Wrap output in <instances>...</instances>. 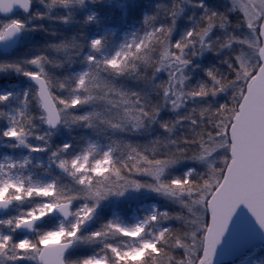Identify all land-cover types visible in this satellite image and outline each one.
Returning <instances> with one entry per match:
<instances>
[{
	"label": "snow or ice",
	"instance_id": "1",
	"mask_svg": "<svg viewBox=\"0 0 264 264\" xmlns=\"http://www.w3.org/2000/svg\"><path fill=\"white\" fill-rule=\"evenodd\" d=\"M40 2L31 18L65 26L83 5ZM184 2L199 15L177 36ZM32 4L0 0V45L43 28L11 15ZM142 25L111 49L107 33H78L0 62L27 81L0 91V106L17 105L0 111V139L42 153L58 126L96 137L55 147L49 180L13 174L27 156L0 161V264H214L241 205L264 231V0H171ZM34 120L50 130L35 136L43 145L26 142Z\"/></svg>",
	"mask_w": 264,
	"mask_h": 264
},
{
	"label": "trees",
	"instance_id": "2",
	"mask_svg": "<svg viewBox=\"0 0 264 264\" xmlns=\"http://www.w3.org/2000/svg\"><path fill=\"white\" fill-rule=\"evenodd\" d=\"M153 1L158 0H150V1H143L140 2L139 5L133 6V8L126 9L125 4L126 1L123 0H106V3L96 5V9L99 11L100 15L103 18H107L108 16H117L119 17V14L124 17V21L127 25H135L140 26L142 25V15L140 10L142 8H146V4H149L152 6ZM171 1V0H170ZM124 2V3H123ZM211 7L220 8L221 5L226 4V0H217L214 1H207L206 2ZM185 8V6H183ZM43 6L36 3V0H33L32 4V10L28 16H25L24 14H14L13 17H18L26 22V24L31 27L32 25H42L43 28L37 31H25L21 33L20 41L16 48H14L12 51L2 54L0 53V62L3 61H9V60H23L25 58L30 57L31 55L37 53L38 51H45L46 46L49 43H55L58 42L61 39H68L71 38L73 35H77L78 33H83L84 36H89V31L92 26L84 27L81 22V15L82 10L81 9H74V22L69 25H61L55 20H49V19H35L31 18L33 12H42ZM63 10H53L50 15H56L57 12H62ZM199 15V11H195L192 6L190 5L189 8L185 9V12L182 14L179 21H185L186 25L190 24L191 22L187 20L188 16H193V19L196 18V16ZM179 23V22H178ZM181 26L179 24V27L177 28L176 35H179ZM55 32L56 35L53 36L52 33ZM79 39V35L77 36ZM45 54L52 55L50 50L46 51ZM200 62L203 64H211L216 63V58L211 53H206L202 58H200ZM3 83V84H2ZM0 84L6 85V84H17L18 86L24 87L26 85V82L24 78L19 76L18 74L7 71V72H0ZM33 112H35V109H33ZM3 121V118H0V122ZM33 122H37V120H34ZM33 129V128H32ZM53 133V132H52ZM104 133H101L99 139L102 143L106 142L103 137ZM91 137L96 138L92 136V132L89 129H85L82 127H71V128H64L63 132L60 136L62 142H70L73 145V149H77L80 145L83 144L84 138ZM136 139H143V137H133ZM61 142H53L51 144L52 150L55 149L58 145H60ZM51 150V151H52ZM50 151V152H51ZM55 176V175H54ZM63 180V178H62ZM108 204V202H107ZM261 257H264V253L261 255Z\"/></svg>",
	"mask_w": 264,
	"mask_h": 264
},
{
	"label": "rangeland",
	"instance_id": "3",
	"mask_svg": "<svg viewBox=\"0 0 264 264\" xmlns=\"http://www.w3.org/2000/svg\"><path fill=\"white\" fill-rule=\"evenodd\" d=\"M126 1V9H131L135 5H139L140 2L143 1H150V0H123ZM207 1H214L216 2L217 0H205ZM124 3V2H123ZM170 0H158V1H153L152 6L149 4H146V8H142L140 10L141 15H142V20L145 14H153V12L156 9L157 4H170ZM190 5L188 4L185 6V9L189 8ZM179 24L182 27L186 26L185 21H179ZM89 26H92L90 31H89V36L91 37L95 35V33L100 32L103 35L108 34V48L111 49L113 45H116L120 42L123 41L125 35L130 34L132 31H136L139 29H142L143 25L140 26H135V25H127L124 21V17L119 14V17L117 16H108L107 18H103V24L97 25L96 23L89 22ZM111 27H116L118 28V31H108L109 28ZM3 84V83H2ZM0 84V91H19L23 87L18 86L17 84H6L2 85ZM17 105L15 102H12L11 105L9 106H0V111H10L11 108L16 107ZM38 121V120H37ZM8 123L6 118H3V121L0 122V127L6 126ZM35 127L32 129L33 135L27 138V143L30 144H40L43 145V141H36L35 136L37 135H44L46 132L49 130L46 128V126L38 121L33 122ZM63 132V127L60 126L56 131L52 133L50 137H47L48 139V144L49 147L45 150V152L42 153H30L28 149L24 148L23 146H18V147H13L11 145L15 144V141H9L6 139H0V161H3L4 157H10L12 160L15 161H21L25 156H27L30 160L31 163L26 166L24 169H13L12 172L13 174H20L23 176H28L31 175V177L35 179H40V180H49L52 178V176L58 174V170L55 169L54 166L49 167L48 165V155L50 151L52 150L51 144L53 142H61L65 143V141L62 142L60 136ZM39 164L41 165L40 167H36V165ZM47 168V173L45 172V169ZM49 173L51 175H49ZM144 201H140V203H143ZM112 204V203H111ZM111 204L109 206H111ZM139 205L136 202H133V208L138 209ZM13 209L10 207L6 211H12ZM118 213L123 214L125 210L123 208L117 207L115 209ZM179 211V209H175ZM132 211L131 208L127 209V212L130 213ZM264 253V247L259 248L255 250L253 253H251L247 258H245L242 262L238 264H254L256 260L261 258V255Z\"/></svg>",
	"mask_w": 264,
	"mask_h": 264
},
{
	"label": "water",
	"instance_id": "4",
	"mask_svg": "<svg viewBox=\"0 0 264 264\" xmlns=\"http://www.w3.org/2000/svg\"><path fill=\"white\" fill-rule=\"evenodd\" d=\"M30 12L25 15H29ZM15 13L23 12L15 10L11 15ZM19 38L20 35L14 42L8 45H0V51L2 53L10 52L17 45ZM57 129L51 131H56ZM263 246L264 233L261 232L247 209L241 205L231 219L224 235L221 237L220 243L217 245L214 264H237L254 250Z\"/></svg>",
	"mask_w": 264,
	"mask_h": 264
},
{
	"label": "clouds",
	"instance_id": "5",
	"mask_svg": "<svg viewBox=\"0 0 264 264\" xmlns=\"http://www.w3.org/2000/svg\"><path fill=\"white\" fill-rule=\"evenodd\" d=\"M36 3L40 4L43 6V11L40 13H44L46 11L44 4L40 2V0H36ZM44 3H47V0H44ZM106 3V0H83V5L82 6H77V9H81L82 10V15H81V19L80 22L84 27H88L89 23H83V21L85 20V18L89 15L92 14L95 16L96 21H99V23H96L97 25H101L103 24V17L100 15L99 11L96 9V5L99 4H104ZM167 5V4H165ZM188 4L186 2L182 3V6H187ZM156 10V9H155ZM195 11H199L197 9H194ZM155 12V11H154ZM153 12V13H154ZM95 23V22H93ZM108 31H118V28L116 27H111L108 29ZM96 36H100L103 35L100 32L95 33ZM0 72H7V71H0ZM112 202L109 201L108 205H110ZM260 229V228H259ZM262 233H264V231L261 230ZM254 264H264V257L259 258L258 260H256L254 262Z\"/></svg>",
	"mask_w": 264,
	"mask_h": 264
}]
</instances>
